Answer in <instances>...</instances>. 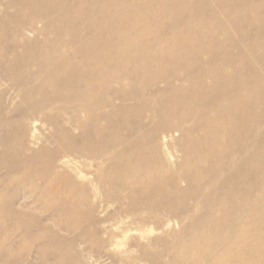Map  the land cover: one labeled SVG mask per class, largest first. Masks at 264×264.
<instances>
[{
    "label": "rangeland",
    "instance_id": "obj_1",
    "mask_svg": "<svg viewBox=\"0 0 264 264\" xmlns=\"http://www.w3.org/2000/svg\"><path fill=\"white\" fill-rule=\"evenodd\" d=\"M120 1L0 0V264H264V0H123L131 31L109 16ZM211 66L246 91L220 119ZM144 163L163 172L153 210L129 197Z\"/></svg>",
    "mask_w": 264,
    "mask_h": 264
},
{
    "label": "bare ground",
    "instance_id": "obj_2",
    "mask_svg": "<svg viewBox=\"0 0 264 264\" xmlns=\"http://www.w3.org/2000/svg\"><path fill=\"white\" fill-rule=\"evenodd\" d=\"M121 2H123V0L122 1H120V5H115L116 6V9L115 10H112V15L110 14L111 12H109V16H111V17H113V18H115L116 16H119V15H122V16H124V18L122 19V21H120V22H118L119 20H118V18H117V21H115V25H118L121 29H123V30H126V31H131V29L133 28V19H130L129 17V14H131L132 13V8L130 7V6H128V5H123ZM166 9V10H165ZM165 9H163L164 10V13H170V14H172V12H170L171 11V8H165ZM59 13V12H58ZM125 13H127V14H125ZM230 16H231V18H233V16H234V13L233 14H230ZM230 16H229V18H230ZM121 20V19H120ZM56 22V21H55ZM55 24V23H54ZM122 24H124V28H122L121 26H122ZM52 25V24H51ZM0 26H1V24H0ZM19 26V25H18ZM18 29H19V27H17ZM114 30V29H113ZM13 31V30H12ZM16 32V31H15ZM116 32V31H115ZM16 33H18V30H17V32ZM121 38L122 39H120V41L123 43V45L124 44H126V42H127V38L125 37V35H124V33L123 32H121ZM16 36V35H15ZM2 38V37H1ZM197 39V38H196ZM136 42V41H135ZM131 44H133V43H128L127 45H131ZM138 46V45H137ZM187 46V41L186 40H184V39H181V40H177L171 47H173V50L171 51V52H173V54H174V56H177V55H180V51L179 50H181L182 51V49H184L185 51L186 50H188V49H186L185 47ZM131 48V47H130ZM191 51H194L195 52V48H189ZM208 49V48H207ZM203 50H206L205 49V47L203 46V47H198L197 48V51H203ZM196 51V52H197ZM105 59V57L104 56H102V57H100L99 58V60H104ZM97 63H99V61L97 62ZM94 65H95V63H94ZM82 73H81V76L83 77V79H80L81 81H82V84H83V89H85L84 91H81V93H82V95H80V96H82L83 98L82 99H85V100H88V99H92L93 100V97L91 98L90 96V92L92 91L91 90V87L93 86V85H98V87L97 88H99L101 85H99V84H102L101 82H98V79H95V78H91V77H89L91 74H88L87 73V71H81ZM209 75H210V77H211V82H212V84H215V85H218L219 86V89L218 88H214L215 89V97H218V99H217V101L215 100L214 101V103L212 104V110L214 111V112H216V114H217V117L220 119L221 117H224V116H227V115H229V112L230 111H233L232 109H239L240 107L242 108L244 105H246V103H245V101L243 100L244 98V95L246 94V91H245V89H243L242 87H240L241 85H239V87L237 86V85H235V89H234V92H233V94L231 93V89L229 90V92L228 91H226L225 90V88L228 86V84H224V85H222V77H221V74H222V72L221 71H218V69L217 68H214L213 66H211V70H209ZM78 81H79V79H78ZM80 82V81H79ZM91 86V87H90ZM226 86V87H225ZM95 87V86H94ZM97 88H96V90H97ZM91 91H90V90ZM227 89V88H226ZM94 90V89H93ZM180 90V88H178V87H176L175 88V92L176 93H178V91ZM90 91V92H89ZM94 92V91H93ZM92 92V93H93ZM80 93V94H81ZM91 93V94H92ZM99 95H100V92H99ZM99 95H97L96 94V96H99ZM93 96V95H92ZM139 96V95H138ZM90 97V98H89ZM136 97H137V95H136ZM135 97V98H136ZM80 98V97H79ZM176 98H179L180 99V96H177ZM243 98V99H242ZM90 101V100H89ZM96 101V100H95ZM92 102V101H91ZM94 102V101H93ZM102 102V101H101ZM122 102V101H121ZM125 102V101H124ZM170 102V101H169ZM98 103H100V102H98ZM104 103V102H103ZM106 103H107V101L104 103L105 105H106ZM112 102H110V104H111ZM122 104V103H121ZM172 105V104H176V103H174L173 101H171L170 103H167L166 104V106L168 107V105ZM178 104V103H177ZM103 105V104H102ZM112 105H114V104H112ZM111 105V106H112ZM109 105H107V107H104V109L105 108H109L108 107ZM110 106V107H111ZM124 106V105H123ZM78 107V106H77ZM77 107H75V110L77 109ZM94 107V106H93ZM114 107H115V105H114ZM120 107V106H119ZM118 107V108H119ZM79 108V107H78ZM83 108H85V110H87L86 109V107H83ZM99 108V107H98ZM97 108V109H98ZM117 107H116V109H118ZM126 107H124V109H125ZM128 108V107H127ZM82 108H79L78 110H81ZM100 109H102L103 110V106H102V108H101V106H100ZM129 109V108H128ZM127 109V110H128ZM131 109V108H130ZM181 109H182V106H181ZM74 110V111H75ZM78 110H76V111H78ZM83 110V109H82ZM94 110H95V108H94ZM111 110H113V108L111 109ZM111 110L109 111V112H111ZM84 111V110H83ZM89 108H88V110H87V113H89ZM97 111V110H96ZM115 111V109L113 110V114L115 115L116 113L114 112ZM80 112V114H81V111H78V112H75L76 114H78ZM92 112H93V114L95 115L96 114V112L95 111H92L91 110V114H92ZM98 112H100L99 110H98ZM102 112V111H101ZM119 112V111H118ZM246 112V111H245ZM85 113H86V111H85ZM86 113V114H87ZM103 113V112H102ZM102 113H99V114H101V116H104V115H102ZM105 114V113H104ZM106 114H108V112L106 113ZM94 115L93 116H89L88 115V117L87 118H89V117H93V120L94 119H98L97 118V116L95 115V117H94ZM112 115V114H111ZM158 115V114H157ZM159 116V115H158ZM174 116H176L179 120H178V123L180 122V123H183V126H184V124L186 123V121L188 120V119H190V117L188 116V114H184L182 111L181 112H178V113H174ZM74 117H75V114H74ZM77 117V116H76ZM81 117V116H80ZM108 117H109V115H108ZM117 117V116H116ZM156 117V116H155ZM157 118V117H156ZM156 118H154V119H156ZM159 118H160V116H159ZM158 118V119H159ZM73 119V118H72ZM71 119V120H72ZM77 119H78V117H77ZM80 119V118H79ZM79 119H78V121H79ZM103 119H105V117L103 118ZM102 118L101 119H99V120H103ZM106 119H107V117H106ZM223 119V118H222ZM70 120V121H71ZM74 120L75 119H73V121H71V122H73L74 123ZM88 120V119H87ZM87 120H85L84 121V123L86 124V126H87V123L89 122H87ZM108 120V119H107ZM76 121V120H75ZM90 121H92V120H90ZM98 121V120H97ZM115 121V120H114ZM119 121V120H118ZM126 121V120H125ZM77 122V121H76ZM81 122V121H80ZM95 122V121H94ZM108 122H111V120H109ZM122 122H124V121H122ZM121 122V123H122ZM227 122V121H226ZM69 123V122H68ZM90 123V122H89ZM98 123V122H97ZM127 123V122H126ZM139 123H141V121L139 122ZM161 123H163V125H164V122H161ZM166 123V122H165ZM69 124H71V123H69ZM91 124L93 125L94 123H92L91 122ZM90 124V125H91ZM113 124H115V122H113ZM72 125V124H71ZM70 125V126H71ZM78 125H82V123L81 124H78ZM89 125V126H90ZM120 125V124H119ZM125 125V124H124ZM140 125H145V122H144V124L142 123V124H140ZM158 125V124H157ZM171 125V124H170ZM178 125H180V124H178ZM74 126H75V124H74ZM85 126V127H86ZM111 126H114V125H111ZM111 126H109L108 125V127L110 128ZM121 126V125H120ZM127 126V125H126ZM125 126V127H126ZM137 126V125H136ZM146 126V125H145ZM162 126V125H161ZM166 126V127H165ZM167 126H169L168 124L167 125H164V127L165 128H167ZM218 126V125H217ZM73 127V126H72ZM83 127V129H84V126H82ZM82 127L80 126V128L82 129ZM107 127V128H108ZM138 127H139V125H138ZM143 127V126H142ZM141 127V128H142ZM75 128H76V126H75ZM88 128V126L84 129V130H86ZM111 128H113V127H111ZM127 128V127H126ZM140 128V127H139ZM144 128V127H143ZM159 128V127H158ZM172 128V127H171ZM178 128H180V127H178ZM185 128V127H184ZM80 129V130H81ZM129 129V128H128ZM135 129V128H134ZM155 129V128H154ZM159 129H161V128H159ZM174 129V131H176V130H178L176 127L175 128H173ZM181 129V128H180ZM186 129H189V127L187 126V128ZM77 130V129H76ZM79 130V129H78ZM83 130V131H84ZM88 130V129H87ZM107 130H109V129H107ZM117 130V129H116ZM116 130H114V132L116 131ZM120 130L121 129H119V132H120ZM130 130H131V128H130ZM133 130V129H132ZM135 130H137V129H135ZM134 130V131H135ZM140 130V129H139ZM183 130V129H182ZM181 130V131H182ZM82 131V130H81ZM80 131V132H81ZM89 131V130H88ZM88 131H87V133H88ZM134 131H133V133H134ZM183 131H187V130H183ZM92 132V130L90 131V133ZM114 132H112V134L114 133ZM118 132V133H119ZM129 132V130L128 131H126V133H128ZM131 132V131H130ZM136 132H138V131H135V135H137L136 134ZM177 132H179V131H177ZM68 134L70 133V131L69 132H67ZM82 133V132H81ZM86 132H84L83 133V135L85 134ZM115 133H117V132H115ZM132 133V132H131ZM131 133H129L130 134V136H131ZM71 134V133H70ZM94 134V133H93ZM104 134V136H105V133H103ZM124 134H125V131H124ZM123 134V135H124ZM128 134V135H129ZM189 134V133H188ZM187 133H186V135L185 136H187L188 138H190V134L188 135ZM72 135V134H71ZM70 135V136H71ZM92 135V134H91ZM122 135V134H121ZM127 135V136H128ZM134 135V134H133ZM165 135V134H164ZM162 136V140H163V142L164 141H166L167 140V137L166 136ZM73 136V135H72ZM111 136V135H110ZM114 136H116V135H114ZM108 137V136H107ZM113 136H111V139L110 140H112V139H114V138H112ZM125 137H126V135H125ZM142 137V136H141ZM144 137V136H143ZM148 137V136H147ZM86 138L87 139H91V137H90V135H87L86 136ZM103 138V137H102ZM104 138H106V137H104ZM103 138V139H104ZM110 138V137H109ZM117 138V137H116ZM118 138H119V135H118ZM117 138V139H118ZM122 137H120V139H121ZM89 139V140H90ZM99 140L98 141H100V138H98ZM108 139V138H107ZM120 139H118V140H120ZM133 139V138H132ZM131 139V140H132ZM195 139V138H194ZM106 140V139H105ZM104 140V141H105ZM115 140V139H114ZM118 140H116L115 142H120V141H118ZM122 140V139H121ZM128 140H130V139H128ZM95 141H96V139H95ZM103 140L100 142V144L102 143V142H104ZM108 141H109V139L107 140V143H106V145L108 144ZM87 143H88V140L86 141ZM91 142L92 141H90L89 142V145L91 144ZM97 142V141H96ZM111 142H113L112 144H111ZM128 141H124V143L123 144H126ZM138 142H140V140L138 141ZM141 142H143V141H141ZM93 143H95L94 142V140H93ZM104 144V143H103ZM102 144V145H103ZM109 144H111V145H113V144H115L114 143V141H110V143ZM105 145V146H106ZM116 145V147H117V145L118 144H115ZM137 145V144H136ZM141 145V144H140ZM93 146H95V144L93 145ZM92 146V147H93ZM98 146V145H97ZM108 146V145H107ZM127 146V145H126ZM87 147H89V146H87ZM115 147V149L117 150V148ZM135 147V146H134ZM137 148H138V146H137ZM66 149V148H65ZM99 149V148H98ZM106 149V148H105ZM121 149V148H120ZM120 149H119V151L118 152H120ZM140 149H142V148H140ZM108 150V152H110L109 151V149H107ZM113 150V149H112ZM111 150V151H112ZM122 150V149H121ZM96 151H98V150H96ZM101 151H102V149H101ZM100 151V152H101ZM103 151H105L104 150V148H103ZM137 150H134L132 153V155L130 154L129 155V159H131L130 161H136L138 158H139V156H140V154L141 153H137L136 152ZM138 151H140L139 149H138ZM92 152H94V151H92ZM107 152V151H106ZM106 152H105V154H106ZM114 152H115V150H114ZM123 152V151H122ZM95 154L97 153V154H99V151L98 152H94ZM102 153V152H101ZM104 153V152H103ZM102 153V154H103ZM91 155H93V153H90ZM108 154V153H107ZM110 154V153H109ZM112 154H114V153H111V155ZM144 153H142L141 155H143ZM100 155V154H99ZM111 155H109L110 157H111ZM118 155V154H117ZM37 156H39V155H37ZM95 156H97V155H95ZM108 156V155H107ZM92 157H94V156H92ZM103 157H104V155H103ZM102 157V158H103ZM110 157H108L106 160L108 161V160H112V159H115V161H116V158L118 157V156H114V157H112V159H110ZM122 157V156H121ZM126 157V156H125ZM88 158V157H87ZM96 158V157H95ZM90 159V158H89ZM100 159V158H99ZM127 159V158H126ZM125 159V160H126ZM145 159V158H144ZM70 160V162L72 163V160L71 159H69ZM90 160H92V159H90ZM103 160H104V158H103ZM117 160L118 161H120L121 160V158H120V160L117 158ZM140 159H138L137 161H139ZM146 160V159H145ZM107 161H106V163H107ZM113 162H114V160H112ZM130 161H128L127 160V164H123V163H125L124 161H122L123 163H115L114 162V171L115 170H117L118 171V173H117V175H123V174H126V172H131L132 174H134V172H135V170L137 169V166H135V162H130ZM140 161H142V160H140ZM74 162V161H73ZM103 162V161H102ZM101 161H100V163H102ZM109 163H111V162H108V164ZM137 163V162H136ZM139 163V162H138ZM60 164V163H59ZM61 164L62 165H66V166H68V164H69V161L68 160H62V162H61ZM73 164V163H72ZM117 164V165H116ZM148 164H149V162H148ZM148 164H146V163H144V165L142 166L143 168L142 169H144V174H143V177H141V179L139 180L140 181V185L138 184L139 183V181H138V186H139V188L141 189V191H140V193L138 194V195H136V192H137V190L136 191H134V189L131 191L130 189H129V191H130V195H129V197L133 200L136 196L138 197L139 196V200H142L143 202H145L144 203V206L146 207V208H149L148 210H150L151 208H152V210H153V207L152 206H157V207H159L160 206V204H159V201L157 200L159 197H162L163 196V193H160L159 191H158V189L155 187V185L157 184V182H161L160 180H161V178H162V173L163 172H161V173H159L156 169H155V167H151V166H149ZM70 165V164H69ZM132 165V166H131ZM117 166V167H116ZM161 166V165H160ZM69 167V166H68ZM232 167V166H231ZM163 168V167H162ZM53 169H54V167L52 168V173H53ZM210 169V168H209ZM158 170H161V169H158ZM163 170V169H162ZM165 171V170H164ZM46 172H48V171H46ZM49 174H50V169H49ZM113 174H114V172H113ZM51 175H53V174H51ZM54 176V175H53ZM101 176V175H100ZM98 177V178H103V176H101V177ZM207 179V180H209L210 179V177H209V173L208 174H206L204 177L202 176V175H195L194 177H193V179H191V183L192 184H198L199 182H201L202 181V179ZM100 180V179H99ZM98 180V181H99ZM102 180V179H101ZM119 184V183H118ZM137 188V187H136ZM135 188V189H136ZM139 191V190H138ZM143 195H145V197H142ZM148 197H147V196ZM205 195V194H204ZM142 198H141V197ZM214 196V195H213ZM152 197H154L155 199H156V202L155 203H152L151 204V202H150V200L149 199H151ZM205 199V198H204ZM123 200V199H122ZM138 201V200H137ZM120 202H122V201H120ZM132 205H133V203H131ZM141 204V203H140ZM143 204V203H142ZM141 204V205H142ZM203 205V204H202ZM144 207V208H145ZM160 208V207H159ZM140 215V214H139ZM139 215H137V216H139ZM141 216V215H140ZM139 216V217H140ZM208 216V215H207ZM141 218V217H140ZM143 218V217H142ZM141 218V219H142ZM140 219V220H141ZM142 221H146L145 219L144 220H142ZM200 221V220H199ZM125 231V230H124ZM124 231H122L123 233H124ZM244 232V231H243ZM115 238V235L114 234H110L109 235V239H114Z\"/></svg>",
    "mask_w": 264,
    "mask_h": 264
}]
</instances>
